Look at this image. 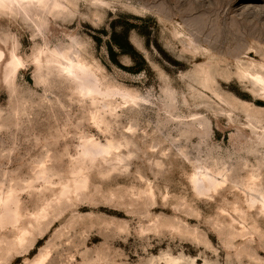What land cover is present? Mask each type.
I'll return each mask as SVG.
<instances>
[{"label": "rangeland", "instance_id": "rangeland-1", "mask_svg": "<svg viewBox=\"0 0 264 264\" xmlns=\"http://www.w3.org/2000/svg\"><path fill=\"white\" fill-rule=\"evenodd\" d=\"M55 1L0 6V264H264V0ZM62 53L111 95L80 93ZM85 138L123 160L82 163ZM207 169L226 179L198 191Z\"/></svg>", "mask_w": 264, "mask_h": 264}, {"label": "bare ground", "instance_id": "bare-ground-1", "mask_svg": "<svg viewBox=\"0 0 264 264\" xmlns=\"http://www.w3.org/2000/svg\"><path fill=\"white\" fill-rule=\"evenodd\" d=\"M19 1L39 3V4H42L41 6H45L48 0H0V6H2L4 8L13 9L14 8L13 4L15 2H19ZM46 6H48V4ZM54 7H56V8L61 7L62 8V4H60L56 0ZM61 55H62V57H64L66 59V63L63 64V66H62L63 70L65 71L67 76L70 77L76 83V85L78 87V91L80 93L84 94L85 96L86 95L89 96L92 99L93 104L97 105L99 100H101V99H99L100 97H103V99H107L111 95V93L113 92V89L104 88L103 83H102V79L98 76L99 74L96 71L97 68L95 69V67L90 62L86 61L83 58H75L74 55H71L70 53H67V54L62 53ZM254 78L256 79V81L258 83H260L263 86L262 88L264 89V77H262L260 75H256ZM114 91H115V89H114ZM116 92H118V90ZM121 93L126 98V100L132 99L134 101V97L131 96V93L129 91H121ZM103 101H104L103 102L104 106L109 109L111 115H115L116 107L113 106L111 101L110 100H108V101L103 100ZM105 113H106L105 109H101L99 106H96V110L93 112V116H94V118H96L101 123H104L106 125V127H108L110 125L109 124L110 121H108L107 117L105 116ZM120 145L121 144H119V143L118 144L115 143L114 140L110 141L108 144H102L100 142H97L95 138H85L83 149H82V155H83L84 161L82 163H84L86 159L94 162L95 160H97V157L99 155H101V156L103 155L102 157H106L110 154H114L116 160H123V155L121 153H116V152L114 153V151H116L117 149L120 148ZM96 149H99V150L97 151ZM85 157H86V159H85ZM207 170H209V169H207ZM217 179L214 176V174L212 173V171H210L209 173H207V172L206 173H197L196 172L192 175V181L194 184L193 186H195L198 191L204 190L206 192V190H209V189L211 190V188L215 187L217 183H222L221 181L225 180L226 177L223 176V179L221 181H219V179L218 180ZM80 181H81V177L77 176L74 183H68V184L63 185V187L61 189V193L66 194L67 191L70 190L71 188H78L79 187L78 184ZM221 185H223V184H221ZM207 193H208V191H207ZM259 194L262 197L261 202H262V206L264 207V191L259 189ZM11 198H12L11 195L6 196V199L3 201L6 209L5 210L0 209V223H2L3 218L6 217V213H5L6 210H9V208H10L7 204V200H9V199L11 200ZM0 201H1V198H0ZM255 201H257V199H255ZM258 202H260V201H258ZM16 209H14V210L12 209L13 211L11 210L14 213V215L16 214L14 216L15 218L18 217V211ZM46 209L47 208L44 207V209L38 213L37 217L45 216ZM36 219L38 221L40 220V218H36ZM27 234H28V231L25 229L21 233V235L19 236V243L23 244L24 240L26 239ZM46 256H47L46 254H42L32 264H43V260L45 259ZM165 258H166L165 264H183L182 261L177 259V258H173L171 256H166ZM188 264H193V262L188 263Z\"/></svg>", "mask_w": 264, "mask_h": 264}, {"label": "trees", "instance_id": "trees-1", "mask_svg": "<svg viewBox=\"0 0 264 264\" xmlns=\"http://www.w3.org/2000/svg\"><path fill=\"white\" fill-rule=\"evenodd\" d=\"M137 25L133 24V23H130V24H127V27L125 29V33H124V38H125V41H121V37H119L118 35H115L114 39H115V43L118 44L123 52H126V53H129L131 54L132 57H134V55H139V53L134 49L133 45L129 42V40L127 39V31L131 28H134L136 27ZM118 36V37H117ZM109 54H110V57L111 59L116 62L117 64L120 65L118 59H117V52L116 50L114 49L113 46H110L109 47ZM141 57V55H140ZM144 60V59H143ZM127 68V67H126ZM142 67H138L136 69V72H139L141 71Z\"/></svg>", "mask_w": 264, "mask_h": 264}]
</instances>
